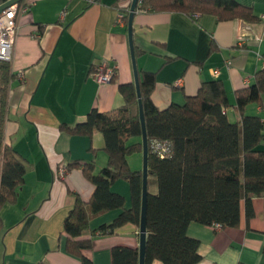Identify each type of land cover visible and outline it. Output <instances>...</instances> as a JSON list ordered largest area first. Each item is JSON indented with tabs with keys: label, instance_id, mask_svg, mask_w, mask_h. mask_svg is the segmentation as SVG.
I'll return each mask as SVG.
<instances>
[{
	"label": "crops",
	"instance_id": "0c3cea01",
	"mask_svg": "<svg viewBox=\"0 0 264 264\" xmlns=\"http://www.w3.org/2000/svg\"><path fill=\"white\" fill-rule=\"evenodd\" d=\"M235 1L250 8L256 20L137 10L133 19L137 67L155 75L152 101L159 110L182 106L204 83L220 80L230 103L227 116L239 121L235 93L264 68V0ZM26 2L29 11L18 19L10 62L13 79L5 143L29 162V168L16 203L0 210V264H81L66 251L64 222L76 196L88 202L95 190L82 167L94 162L99 172L107 166L108 154L100 132L90 138L62 126L85 121L93 109L108 113L123 106L118 86L135 81L128 19L119 22L125 11L121 0ZM103 64L116 67L115 81L96 79L97 67ZM247 113L264 121V96L262 106L250 104ZM128 162L132 170L142 171L143 154L130 156ZM75 163L78 166L65 178L59 176L62 167ZM111 189L125 199V208L133 207L129 182L116 180ZM253 209L254 217L248 221L242 205L237 228L192 222L187 234L200 243L198 264H264V197L253 199ZM120 212L92 218L90 229L98 234ZM139 229L128 223L113 234L97 235L86 254L93 264H112L113 249L139 250Z\"/></svg>",
	"mask_w": 264,
	"mask_h": 264
},
{
	"label": "trees",
	"instance_id": "16d2710c",
	"mask_svg": "<svg viewBox=\"0 0 264 264\" xmlns=\"http://www.w3.org/2000/svg\"><path fill=\"white\" fill-rule=\"evenodd\" d=\"M137 10L256 20L250 8L235 0H140ZM124 14L123 20H127L129 13L125 10ZM138 75L149 144L158 140L170 147V152L161 157L149 146L145 263L198 264L202 260L200 243L188 236L189 225L196 222L237 228L242 205L249 221L255 214L253 199L264 197V121L247 113L250 104L262 106L264 68L255 73L250 85L235 93L238 122L227 116L230 103L220 80L204 83L182 106L159 110L152 101L155 75L141 70ZM12 79L10 62L0 61V210L5 204L16 203L29 168V162L5 143ZM118 87L124 100L122 107L108 113L93 109L85 121L62 126L71 134L90 138L100 132L108 154V164L101 171H95L94 162L82 167L95 190L88 202L76 196L64 222L66 251L78 257L81 264H93L86 253L93 249L95 236L113 234L128 223L140 228L143 175L132 170L128 162L130 156L143 150L137 90L134 83H120ZM76 166L78 163L67 165V169ZM119 179L130 183L131 209L125 208V199L111 189ZM112 210L121 212L111 224L103 226L98 234L90 229L92 218ZM112 264H139V250L113 249Z\"/></svg>",
	"mask_w": 264,
	"mask_h": 264
},
{
	"label": "built area",
	"instance_id": "2783aa9c",
	"mask_svg": "<svg viewBox=\"0 0 264 264\" xmlns=\"http://www.w3.org/2000/svg\"><path fill=\"white\" fill-rule=\"evenodd\" d=\"M8 0H0V5L6 3ZM124 4L127 13L130 12V7L133 0H121ZM29 11V6L26 0L20 3L13 4L5 8L0 14V61L11 62L13 58V48L15 38L18 30V19L21 15ZM125 14L119 16V22L124 18ZM264 19V15L262 17ZM257 39V38H256ZM218 74V72H216ZM117 75V69L113 65L103 64L97 67L95 77L101 83H109L113 77ZM20 79H23V74L20 73ZM152 152L160 155L161 157L167 155L170 152L168 143H163L158 140H153L150 144ZM67 166L62 167L59 170V176L65 178L67 175ZM216 228H220V225H216Z\"/></svg>",
	"mask_w": 264,
	"mask_h": 264
},
{
	"label": "water",
	"instance_id": "95a60500",
	"mask_svg": "<svg viewBox=\"0 0 264 264\" xmlns=\"http://www.w3.org/2000/svg\"><path fill=\"white\" fill-rule=\"evenodd\" d=\"M23 0H8L6 3L0 5V14L1 12L16 3H20ZM140 0H133L130 12L128 15V37L131 49V57L134 69V77L135 81L134 84L137 90V97H138V104H139V116L140 122L142 126V145H143V168H142V175H143V188H142V205H141V220H140V247H139V264H146L145 257H146V244H147V206H148V179H149V141L146 129V122H145V115L143 110V101L142 95L140 91V83H139V75H138V67H137V60L135 54V47H134V39H133V19L135 13L137 12V7Z\"/></svg>",
	"mask_w": 264,
	"mask_h": 264
},
{
	"label": "rangeland",
	"instance_id": "374dc122",
	"mask_svg": "<svg viewBox=\"0 0 264 264\" xmlns=\"http://www.w3.org/2000/svg\"><path fill=\"white\" fill-rule=\"evenodd\" d=\"M135 155V154H134ZM134 155H132V156H134Z\"/></svg>",
	"mask_w": 264,
	"mask_h": 264
}]
</instances>
